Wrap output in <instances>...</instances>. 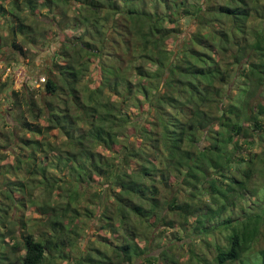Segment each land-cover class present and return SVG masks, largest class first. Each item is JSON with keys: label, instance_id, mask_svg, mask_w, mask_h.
I'll return each mask as SVG.
<instances>
[{"label": "trees", "instance_id": "obj_1", "mask_svg": "<svg viewBox=\"0 0 264 264\" xmlns=\"http://www.w3.org/2000/svg\"><path fill=\"white\" fill-rule=\"evenodd\" d=\"M2 1L23 57L18 36L45 48L38 30H84L0 103L14 117L0 156L18 151L0 162V264H264V206L243 207L248 194L264 201V0ZM180 20L189 37L170 48ZM108 49L100 85L83 86ZM2 73L6 88L14 72ZM41 87L46 106L25 93ZM91 228L107 248L78 244Z\"/></svg>", "mask_w": 264, "mask_h": 264}, {"label": "rangeland", "instance_id": "obj_2", "mask_svg": "<svg viewBox=\"0 0 264 264\" xmlns=\"http://www.w3.org/2000/svg\"><path fill=\"white\" fill-rule=\"evenodd\" d=\"M40 2H43L44 0H39ZM3 3L2 0H0V4ZM5 4L9 3V1H4ZM43 12H48V10H46V8L44 7H40V9L38 10V13L41 15V13ZM66 19V18H65ZM32 17H30V19H28V22H30L31 24L33 23L32 21ZM66 20H69V18H67ZM9 22H11L10 18L7 16H2L1 14V9H0V74L2 73V70H4L5 66L8 64L10 65L12 63L11 66V70L13 72H15L14 74V82L10 83L6 88H4L3 86H1V82H0V103L5 105L7 108L10 105V100L14 99L13 95L11 94L12 89L18 88L20 85V83L22 82L20 80V78H24V72L21 73V71H24V65L25 66V71H28V68H30V71L32 68H46L47 64L49 63L51 56L53 55V52L57 50L58 45H60V43L58 42V39H61L65 34L67 36H69V40H74L77 39L83 32L84 28L83 27H78L76 30H67V32L62 35V36H58L57 38V33H56V27L54 26L53 29H44L42 30L43 32L46 33H42V31L38 30L37 32L40 33L43 37H41V42H51L50 46L45 47L41 46L40 44H36V42H29L32 41L31 39H24L22 36H18L17 40H19L20 42H24L27 47H29V52H28V56L23 57L22 55H19L18 53H16L15 51H11L10 48V43L12 41V39L8 38V28H9ZM12 22H14V20L12 19ZM17 22V19L15 18V23ZM165 25L169 26L170 24L168 22L165 23ZM43 26V25H42ZM218 26H222L220 24H218ZM179 28H182V34L179 36V39H177L176 41L171 40L170 41V48H174L176 49V44L181 42V40L183 38H187L189 37L188 35V30H189V26L188 23L185 22L184 20H180L179 22ZM39 34V35H40ZM73 38V39H72ZM210 38V37H208ZM24 39V40H23ZM106 53L104 54L103 57H101V55H91L90 56V63L88 64L89 66V71H86L84 73V76H82L81 80V84L84 85H88L89 88H97L100 85L101 79H102V70H101V65L103 62H108L109 58L111 55L106 56L107 54H109L110 50H106ZM104 59V60H103ZM11 62V63H8ZM36 66V67H35ZM235 68H237V66H235ZM8 69V67H7ZM4 72V71H3ZM6 73H2L1 78L2 80H4L6 77ZM130 80L132 81L133 84H143V80L140 78V75L138 73H136L135 71H133L130 74ZM237 75V74H236ZM234 75V76H236ZM26 77V75H25ZM36 78V77H35ZM20 80V81H19ZM38 86V85H35ZM228 85L227 87L229 88ZM226 87V88H227ZM233 87V85L231 86ZM23 88H20L19 91L21 93H23ZM26 95L28 97H30L32 99V97H34L38 103L39 106H46L47 103L49 104V98L48 95L44 92L43 87H41L40 90H28V92H25ZM80 98L79 99H83L84 98V93L79 91L78 92ZM264 94V93H263ZM264 96V95H263ZM96 104V103H95ZM13 106V105H12ZM27 105L22 106L23 109L21 108V110H23V112H25V114H29L27 111ZM48 107V106H47ZM16 111L19 112V108H15ZM2 113H4V116H6V110H4ZM13 116L8 115V117L6 116L5 118L2 117L0 115V128L3 131H8L10 129V127L8 125H10V123H12L13 120ZM7 121V122H6ZM214 123L210 124L205 131H208L209 129L212 131L213 129H215L216 127H211ZM3 138V136H2ZM65 135L62 134L60 131L57 134V139L58 141L64 140ZM12 150V151H11ZM18 151H14L12 149L11 146L8 147L7 149V153H4L3 156H0V162L1 163H8V162H13L14 160H16ZM52 154H50L51 156ZM13 176L11 175L10 178H12ZM54 195H53V199L52 202L53 203H59L61 202L62 204L64 202H66V197L60 192V191H54ZM43 195L42 189H39L35 192V196L37 197H41ZM250 210V211H260L261 207L260 206H264V201H260V203H258V198L257 195H251L248 194L244 200H243V207ZM36 207H30L28 208L26 214L27 215H32V216H38L36 213ZM239 212L238 210H236V213ZM59 218V217H58ZM65 221V223L67 224V226H71V225H75L74 222L71 223V220L69 218L66 219H62ZM93 228L90 229V231L88 232V236L87 238H82L79 239V243L82 246H85L86 243L88 242L89 239H94V242L96 244V247H105L103 244H101L93 235L92 231ZM8 240V238H7ZM264 245V244H263ZM52 262H45V264H51ZM61 264V263H59ZM62 264H67V261H63Z\"/></svg>", "mask_w": 264, "mask_h": 264}, {"label": "built area", "instance_id": "obj_3", "mask_svg": "<svg viewBox=\"0 0 264 264\" xmlns=\"http://www.w3.org/2000/svg\"><path fill=\"white\" fill-rule=\"evenodd\" d=\"M12 70H11V67H8V69H7V73H9V72H11ZM24 72V78H20V80L23 82L24 80H26L25 78H27L28 77V75H27V73H26V71H25V66H24V71H21V73H23ZM14 74H15V72H14ZM25 75H26V77H25ZM19 80V81H20ZM46 80V77L45 76H41V77H37V78H32V80L30 81V85H32V86H35V85H40L43 81H45ZM22 82L20 83V85L22 84ZM20 87V86H19Z\"/></svg>", "mask_w": 264, "mask_h": 264}]
</instances>
